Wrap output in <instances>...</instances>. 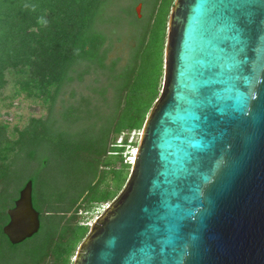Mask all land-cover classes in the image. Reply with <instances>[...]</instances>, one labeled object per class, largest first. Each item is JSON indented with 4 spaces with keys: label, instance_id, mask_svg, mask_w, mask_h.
<instances>
[{
    "label": "water",
    "instance_id": "water-1",
    "mask_svg": "<svg viewBox=\"0 0 264 264\" xmlns=\"http://www.w3.org/2000/svg\"><path fill=\"white\" fill-rule=\"evenodd\" d=\"M5 214L9 245L37 233L30 180ZM71 264H264V0H173L129 174Z\"/></svg>",
    "mask_w": 264,
    "mask_h": 264
},
{
    "label": "trees",
    "instance_id": "trees-1",
    "mask_svg": "<svg viewBox=\"0 0 264 264\" xmlns=\"http://www.w3.org/2000/svg\"><path fill=\"white\" fill-rule=\"evenodd\" d=\"M25 3L36 5V11L25 9ZM172 3L0 0V96L10 81L9 100L20 95L40 100L46 111L10 131L0 120V264L4 251L17 250L24 252V264H71L69 258L89 228L78 224L83 212L110 203L124 186L130 169L122 155L129 147L127 135L141 130L159 93ZM136 4L141 5L138 17ZM157 13L158 68L152 95L141 106L140 57ZM41 16L48 21L46 27L38 22ZM97 111L104 114L96 117ZM18 170L31 172L21 180ZM28 180L39 229L12 246L1 233L5 210Z\"/></svg>",
    "mask_w": 264,
    "mask_h": 264
},
{
    "label": "rangeland",
    "instance_id": "rangeland-1",
    "mask_svg": "<svg viewBox=\"0 0 264 264\" xmlns=\"http://www.w3.org/2000/svg\"><path fill=\"white\" fill-rule=\"evenodd\" d=\"M138 4H136L137 6ZM135 6V8H136ZM133 8V5H132ZM134 8V12H135ZM141 12V5L139 6L138 13L135 12L137 16H140ZM168 17V16H167ZM160 20H161V13H157L155 16L154 24L152 25L149 42L147 46L144 48V51L140 57V64H141V75L142 80L140 85L142 87V95L140 97V105H144L147 100L150 99L153 91V84L154 78H156V71L158 68V53H159V39H160ZM167 21V18H166ZM165 39V38H164ZM161 84V77L159 79L158 89H160ZM13 92V83L8 82L6 87L1 93L0 96V120L5 121L9 126V131L12 129L13 126L21 128L26 123V120L29 117H42L46 114L45 108L40 102V100H32L26 99L22 95L14 97L12 100L8 98L12 95ZM65 97V96H64ZM63 99V97H59L58 100ZM11 103V106L6 107L7 104ZM59 103V101H57ZM59 107V106H58ZM104 113L102 112H95L96 117L102 116ZM105 115H107L105 113ZM104 115V116H105ZM141 130H133L127 135V142L129 143V147L125 148L123 152L124 158L131 157L133 155V149L137 146V142L139 139ZM124 135L118 136L116 142L122 139ZM125 159V160H126ZM118 163L114 165L115 168H118ZM31 170H27L26 172H22L18 170L17 176L21 180H25L28 177ZM51 178L59 181V177L56 176L55 173H51ZM35 188L33 186V198H35ZM35 204V203H34ZM109 203H102L101 205L95 206L93 209L83 212L81 215V219L79 220L78 224L90 226L94 219L104 210V208ZM40 227L42 226V220H40ZM77 249V248H76ZM75 249V251H76ZM72 253V255L75 253ZM1 258L3 263L2 264H24L25 256L24 252L17 250L15 253L8 254L4 251L1 254ZM73 257H70V262L72 261Z\"/></svg>",
    "mask_w": 264,
    "mask_h": 264
},
{
    "label": "clouds",
    "instance_id": "clouds-1",
    "mask_svg": "<svg viewBox=\"0 0 264 264\" xmlns=\"http://www.w3.org/2000/svg\"><path fill=\"white\" fill-rule=\"evenodd\" d=\"M24 8H25V9H30V10L33 11V12L36 11V5H34V4H28V3H25V4H24ZM38 22H39L41 25L45 26V27H46L47 24H48L47 19H46L45 17H43V16L39 17Z\"/></svg>",
    "mask_w": 264,
    "mask_h": 264
},
{
    "label": "bare ground",
    "instance_id": "bare-ground-1",
    "mask_svg": "<svg viewBox=\"0 0 264 264\" xmlns=\"http://www.w3.org/2000/svg\"><path fill=\"white\" fill-rule=\"evenodd\" d=\"M133 155L131 156V158H130V161L132 162V160H133V156H134V154H135V149H133Z\"/></svg>",
    "mask_w": 264,
    "mask_h": 264
},
{
    "label": "built area",
    "instance_id": "built-area-1",
    "mask_svg": "<svg viewBox=\"0 0 264 264\" xmlns=\"http://www.w3.org/2000/svg\"><path fill=\"white\" fill-rule=\"evenodd\" d=\"M120 140H121V139H120ZM120 140H119V141H120ZM119 141H118V143H119ZM130 158H131V157H128V158L126 159V160H128V161H127L128 163L131 162V161H130Z\"/></svg>",
    "mask_w": 264,
    "mask_h": 264
},
{
    "label": "flooded vegetation",
    "instance_id": "flooded-vegetation-1",
    "mask_svg": "<svg viewBox=\"0 0 264 264\" xmlns=\"http://www.w3.org/2000/svg\"><path fill=\"white\" fill-rule=\"evenodd\" d=\"M14 201V200H13Z\"/></svg>",
    "mask_w": 264,
    "mask_h": 264
}]
</instances>
